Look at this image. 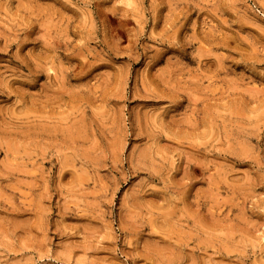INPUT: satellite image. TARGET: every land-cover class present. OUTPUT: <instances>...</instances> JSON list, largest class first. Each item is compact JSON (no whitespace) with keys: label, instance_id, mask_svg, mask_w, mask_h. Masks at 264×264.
Listing matches in <instances>:
<instances>
[{"label":"rangeland","instance_id":"obj_1","mask_svg":"<svg viewBox=\"0 0 264 264\" xmlns=\"http://www.w3.org/2000/svg\"><path fill=\"white\" fill-rule=\"evenodd\" d=\"M0 264H264V0H0Z\"/></svg>","mask_w":264,"mask_h":264}]
</instances>
